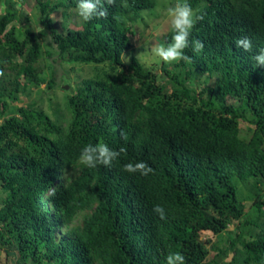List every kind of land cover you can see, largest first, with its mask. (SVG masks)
<instances>
[{
	"label": "trees",
	"instance_id": "trees-1",
	"mask_svg": "<svg viewBox=\"0 0 264 264\" xmlns=\"http://www.w3.org/2000/svg\"><path fill=\"white\" fill-rule=\"evenodd\" d=\"M34 1L31 18L0 0V252L7 264H166L174 252L185 264H264V66L252 59L264 48V0H187L204 19L185 50L192 62L165 63L164 84L136 56L128 67L123 60L134 50L133 27L160 0H116L107 18L89 22L77 15V0ZM58 11L78 19L75 29L55 27ZM172 35L170 27L162 45ZM241 37L252 40L251 53L236 48ZM195 40L204 44L199 53ZM49 60L87 66L91 75L62 105L49 98L45 107L31 96L43 85L53 89ZM22 97L28 102L19 106ZM100 142L127 154L110 167L81 165V150ZM140 161L154 172L123 171ZM157 204L166 219L153 212ZM235 222L231 260L220 263ZM205 233L217 239L211 248Z\"/></svg>",
	"mask_w": 264,
	"mask_h": 264
},
{
	"label": "rangeland",
	"instance_id": "rangeland-1",
	"mask_svg": "<svg viewBox=\"0 0 264 264\" xmlns=\"http://www.w3.org/2000/svg\"><path fill=\"white\" fill-rule=\"evenodd\" d=\"M18 8H22L26 14H28L31 18L35 13L34 0H13ZM61 0H50L52 4H58ZM161 5L159 8L155 10L145 11L144 18L146 22H141L136 24L133 27V32L131 35V42L134 45V50L127 52L123 56L124 63L126 67L130 65L132 56H136L139 62L146 68L147 70H152L160 74L161 83H168L167 77L162 73L164 64L159 57H157L154 53V48L158 45H162V41L164 40V36L170 28V19L166 14V10L168 7L174 6L177 3V0H160ZM183 2V0H181ZM4 8V5L3 7ZM52 20L55 22V27L63 31L67 26L75 29V25L73 23L74 19L65 20L62 17V13L58 11L57 14H53L51 16ZM147 25V26H146ZM36 31H40V26L33 25ZM56 58V56H54ZM174 63L167 65L170 68H173ZM46 75L49 79L53 78L54 80V87L52 90H48L46 85L41 87V91L34 88L32 92V100L44 102V106H48V99L53 98L54 103L63 104L65 102V95L66 92H75L76 86L81 82L83 79L88 78L91 75V68L87 66H78L72 67L70 65L62 64L57 60V62L53 63L51 60L48 61V69L46 70ZM211 82L205 83V87H207ZM67 87V89H66ZM39 92H41L39 94ZM28 102L27 97H22V102L19 103V106H23L25 103ZM243 129H246V126L243 124ZM2 195H0L1 201ZM247 212L252 214L254 212L253 204L247 203ZM238 223L231 225L228 228L224 236V253L217 258L220 263H226L231 260L232 253L229 251V245L233 240L232 233L238 231ZM203 238L206 240H210V245L208 246L211 248L212 244L217 241L216 237L212 234L205 233L203 234ZM246 242V241H245ZM0 264H7V260L5 258V254L0 252Z\"/></svg>",
	"mask_w": 264,
	"mask_h": 264
},
{
	"label": "clouds",
	"instance_id": "clouds-1",
	"mask_svg": "<svg viewBox=\"0 0 264 264\" xmlns=\"http://www.w3.org/2000/svg\"><path fill=\"white\" fill-rule=\"evenodd\" d=\"M116 4V0H77L76 12L84 22H89L94 18H107L108 7ZM166 14L170 19V27L173 32L171 42L164 45H158L154 48V53L165 63H173L185 61L192 62V58L185 54V50L190 47L189 37L197 22L204 19V15L187 3V0H177L174 6L168 7ZM236 48L251 53L253 51V42L249 37L238 38L235 42ZM194 52H201L204 49L203 42L195 40L191 42ZM255 65L264 66V48L257 50L252 56ZM4 76V72L0 69V77ZM122 138L127 141V134L121 133ZM127 154V148L121 146L119 150L111 149L106 143L100 142L95 145L88 144L80 152L79 163L87 168H96L99 165L110 167L114 160L121 155ZM123 171L139 173L142 176H148L154 172V169L146 162L140 161L135 163H127L123 167ZM153 212L160 219H166V210L162 205H154ZM166 264H185V257L180 252L169 253L166 257Z\"/></svg>",
	"mask_w": 264,
	"mask_h": 264
},
{
	"label": "water",
	"instance_id": "water-1",
	"mask_svg": "<svg viewBox=\"0 0 264 264\" xmlns=\"http://www.w3.org/2000/svg\"><path fill=\"white\" fill-rule=\"evenodd\" d=\"M66 89H67V87H66Z\"/></svg>",
	"mask_w": 264,
	"mask_h": 264
}]
</instances>
